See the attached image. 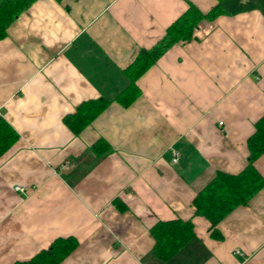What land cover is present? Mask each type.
Segmentation results:
<instances>
[{"label":"crops","instance_id":"obj_1","mask_svg":"<svg viewBox=\"0 0 264 264\" xmlns=\"http://www.w3.org/2000/svg\"><path fill=\"white\" fill-rule=\"evenodd\" d=\"M189 3L206 13L217 0H34L7 26L0 116L18 138L0 155V264L66 236L78 245L58 264H264V185L220 220V239L192 204L248 162L264 114V0H221L137 78L133 102L115 99ZM97 98L107 106L73 132L64 118ZM253 164L264 178V152ZM176 218L194 235L161 261L151 228Z\"/></svg>","mask_w":264,"mask_h":264},{"label":"trees","instance_id":"obj_2","mask_svg":"<svg viewBox=\"0 0 264 264\" xmlns=\"http://www.w3.org/2000/svg\"><path fill=\"white\" fill-rule=\"evenodd\" d=\"M34 0H0V38L6 34L7 26ZM60 1V0H58ZM221 0L208 12H201L189 3L183 11L166 28L164 35L151 48L141 49L133 62L126 69L130 82L116 96L124 106L129 105L140 94L136 85L137 78L149 68L167 49L179 41L192 38L194 29L203 19H213L220 11ZM103 98L90 99L78 105L76 111L64 118L67 126L75 133L90 123L108 104ZM18 138L16 131L0 116V155H2ZM248 162L238 173L217 172L214 177L200 189L193 198L195 214L204 216L209 222L212 237L222 238L217 224L234 207L247 204L250 198L264 185V178L255 168L253 162L264 152V114L255 122L254 131L247 139ZM109 144L97 140L92 149L102 154ZM151 233L155 239L154 253L161 261L173 257L194 235L191 219H171L156 222ZM78 245L74 236L57 237L50 244L31 258L12 264H58Z\"/></svg>","mask_w":264,"mask_h":264},{"label":"built area","instance_id":"obj_3","mask_svg":"<svg viewBox=\"0 0 264 264\" xmlns=\"http://www.w3.org/2000/svg\"><path fill=\"white\" fill-rule=\"evenodd\" d=\"M219 124H221V122H219ZM177 153L175 151H172V161L173 162H177ZM61 167L64 168V169H67L69 167V163L66 161L64 163L61 164ZM15 190H18V191H24V187L22 186H15L14 187Z\"/></svg>","mask_w":264,"mask_h":264}]
</instances>
